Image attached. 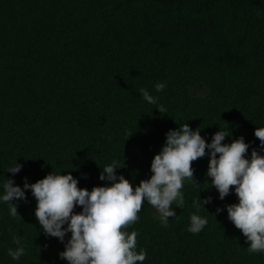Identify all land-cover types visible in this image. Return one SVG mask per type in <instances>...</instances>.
<instances>
[{"label": "trees", "instance_id": "16d2710c", "mask_svg": "<svg viewBox=\"0 0 264 264\" xmlns=\"http://www.w3.org/2000/svg\"><path fill=\"white\" fill-rule=\"evenodd\" d=\"M183 123L208 143L219 130L230 132L223 143L243 136L249 158L264 155L254 135L264 127V0H0V264H68L59 253L71 236L45 235L30 189L11 216L7 179L23 188L25 178L71 173L91 191L110 184L99 176L116 161L136 186ZM15 163L23 167L13 174ZM208 164V155L193 162L167 226L143 203L127 229L147 252L142 264H264L228 219L234 189L219 199ZM199 197L212 199L197 211ZM192 214L208 220L196 234ZM14 236L25 249L17 260Z\"/></svg>", "mask_w": 264, "mask_h": 264}, {"label": "clouds", "instance_id": "9594fccd", "mask_svg": "<svg viewBox=\"0 0 264 264\" xmlns=\"http://www.w3.org/2000/svg\"><path fill=\"white\" fill-rule=\"evenodd\" d=\"M164 83H157L155 89L160 92ZM140 93L149 104H156V98L146 89ZM160 113L166 109L158 108ZM132 134H129V137ZM254 135L264 150V127L256 128ZM230 136L227 130L213 134L210 143L201 136L199 128L195 131L188 123L166 133V141L161 151L151 161V177L143 179L138 185L117 175L116 169L123 167L116 161L101 171L99 179L110 182L106 186H94L91 191L78 186V179L71 173L66 175L47 174L35 183L23 188L7 179L3 185L2 200L9 204L10 214L19 216L13 200H26L25 190L30 189L36 199L35 217L46 236L65 241V250L59 253L68 264H142L147 252L137 249L138 232H128L130 225L139 220L138 213L147 201L159 213V218L167 226L168 218L175 217L172 205L182 207V190L185 181L194 179L193 162L209 156L206 175L211 178V186L224 200L234 189L238 203L226 205L228 219L246 237L250 253L264 252V155L252 149L248 157L249 144L244 137L223 143ZM22 165L15 163L8 171L16 174ZM211 197L194 202L199 211L202 205L211 202ZM80 206L82 211L75 212ZM222 209L217 208V213ZM188 231L199 233L208 220L197 214L190 217ZM67 225L66 227H64ZM18 247L9 255L13 260L24 255L25 249L18 237H13Z\"/></svg>", "mask_w": 264, "mask_h": 264}, {"label": "rangeland", "instance_id": "374dc122", "mask_svg": "<svg viewBox=\"0 0 264 264\" xmlns=\"http://www.w3.org/2000/svg\"><path fill=\"white\" fill-rule=\"evenodd\" d=\"M157 212V211H156Z\"/></svg>", "mask_w": 264, "mask_h": 264}]
</instances>
